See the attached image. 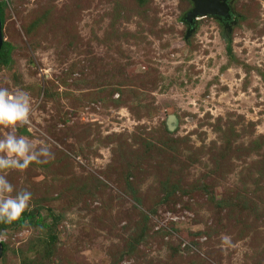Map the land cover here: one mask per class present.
I'll list each match as a JSON object with an SVG mask.
<instances>
[{
	"label": "rangeland",
	"instance_id": "rangeland-1",
	"mask_svg": "<svg viewBox=\"0 0 264 264\" xmlns=\"http://www.w3.org/2000/svg\"><path fill=\"white\" fill-rule=\"evenodd\" d=\"M4 1L0 87L53 158L0 175L56 239L6 228L0 264H264V0L192 31L190 0Z\"/></svg>",
	"mask_w": 264,
	"mask_h": 264
},
{
	"label": "clouds",
	"instance_id": "clouds-1",
	"mask_svg": "<svg viewBox=\"0 0 264 264\" xmlns=\"http://www.w3.org/2000/svg\"><path fill=\"white\" fill-rule=\"evenodd\" d=\"M33 110L29 93L21 89L11 92L7 87H0V126L13 130L0 139V172L24 171L32 163H46L53 158L47 143L33 144L15 132L17 127L31 130ZM31 197L30 191H16L6 176L0 175V223L10 225L17 221L29 207ZM6 239L7 233H0V240Z\"/></svg>",
	"mask_w": 264,
	"mask_h": 264
},
{
	"label": "trees",
	"instance_id": "trees-1",
	"mask_svg": "<svg viewBox=\"0 0 264 264\" xmlns=\"http://www.w3.org/2000/svg\"><path fill=\"white\" fill-rule=\"evenodd\" d=\"M7 8V4L5 3L4 0H0V20L2 24V28L4 25L5 21V10ZM11 59H10V45L7 43L3 42L2 48L0 50V66H7L9 65ZM50 216L48 214L47 216L42 215L41 213L38 214L37 212L33 211H25L21 217L13 222L12 224H3L0 223V232L6 228H24V227H29V228H37L40 231L45 230L46 233L48 234V237L50 236V243H53L56 239V234H55V220L52 222H49L48 220L50 219ZM50 243H47L46 245H50ZM3 245V253H5V244L2 243ZM2 253V254H3Z\"/></svg>",
	"mask_w": 264,
	"mask_h": 264
},
{
	"label": "water",
	"instance_id": "water-1",
	"mask_svg": "<svg viewBox=\"0 0 264 264\" xmlns=\"http://www.w3.org/2000/svg\"><path fill=\"white\" fill-rule=\"evenodd\" d=\"M192 9L189 10L183 22L188 26L189 31L195 27L196 21L200 18L210 16L217 19L222 24H228L233 21V13L231 10V0H190ZM2 24L0 20V50L3 45ZM21 134H27L26 130H22ZM3 253V245L0 242V258Z\"/></svg>",
	"mask_w": 264,
	"mask_h": 264
}]
</instances>
